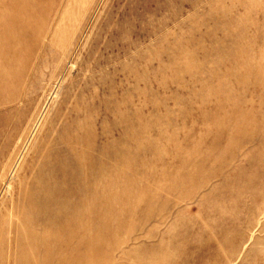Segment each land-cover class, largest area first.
Listing matches in <instances>:
<instances>
[{"label":"rangeland","instance_id":"obj_1","mask_svg":"<svg viewBox=\"0 0 264 264\" xmlns=\"http://www.w3.org/2000/svg\"><path fill=\"white\" fill-rule=\"evenodd\" d=\"M0 264H264V0H0Z\"/></svg>","mask_w":264,"mask_h":264}]
</instances>
